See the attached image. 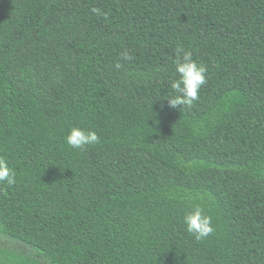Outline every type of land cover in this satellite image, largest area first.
<instances>
[{
  "label": "trees",
  "instance_id": "trees-1",
  "mask_svg": "<svg viewBox=\"0 0 264 264\" xmlns=\"http://www.w3.org/2000/svg\"><path fill=\"white\" fill-rule=\"evenodd\" d=\"M0 156V264H264V0H0Z\"/></svg>",
  "mask_w": 264,
  "mask_h": 264
},
{
  "label": "clouds",
  "instance_id": "clouds-1",
  "mask_svg": "<svg viewBox=\"0 0 264 264\" xmlns=\"http://www.w3.org/2000/svg\"><path fill=\"white\" fill-rule=\"evenodd\" d=\"M206 71L205 66L193 60L190 52H184L182 57L178 55L175 60V72L179 78L171 83V88L176 95L167 99L168 106L172 109L178 106L180 109L192 106L199 99V91L206 83ZM65 140L69 147L80 150L98 142V136L95 131L72 127ZM15 183L14 171L8 161L0 156V185L12 186ZM183 224L186 231L198 241L214 232L211 217L206 215L199 206L183 216Z\"/></svg>",
  "mask_w": 264,
  "mask_h": 264
}]
</instances>
